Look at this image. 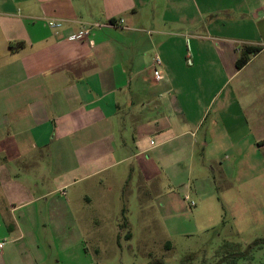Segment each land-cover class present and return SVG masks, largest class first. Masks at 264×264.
<instances>
[{"label":"crops","instance_id":"0c3cea01","mask_svg":"<svg viewBox=\"0 0 264 264\" xmlns=\"http://www.w3.org/2000/svg\"><path fill=\"white\" fill-rule=\"evenodd\" d=\"M244 47L258 52L237 69ZM169 161L184 196H231L264 171V0H0V242L21 237L13 213L46 172L85 170L92 189L131 162L156 180ZM1 248L0 264H15Z\"/></svg>","mask_w":264,"mask_h":264},{"label":"rangeland","instance_id":"374dc122","mask_svg":"<svg viewBox=\"0 0 264 264\" xmlns=\"http://www.w3.org/2000/svg\"><path fill=\"white\" fill-rule=\"evenodd\" d=\"M48 19H55L43 20L50 29ZM139 123L140 130L148 134L151 119L142 118ZM122 125L121 136L130 134L133 118ZM117 137L116 143H121ZM141 141L148 146L147 136ZM136 165L125 163L113 170L118 176L108 173L92 180L96 184L92 189L81 178L85 170L71 178L46 172L37 182L29 179L38 183L27 195L31 201L13 213L23 228L21 237L2 240L1 250L13 245L15 264H150L155 260L163 264H214L231 249L242 250L254 240H264V171L256 170L249 178L240 179L238 183L244 184L231 196L219 191L201 196L190 191L189 198L195 202L191 207L184 200L186 180L180 167L172 161L156 162L153 169L160 175L148 180L139 175ZM43 170H49L46 161L29 168L31 176ZM175 173L177 184L172 188L167 175ZM68 182L58 189V183ZM252 257L251 263L238 264H262L264 243ZM226 263L233 262L227 259Z\"/></svg>","mask_w":264,"mask_h":264},{"label":"trees","instance_id":"16d2710c","mask_svg":"<svg viewBox=\"0 0 264 264\" xmlns=\"http://www.w3.org/2000/svg\"><path fill=\"white\" fill-rule=\"evenodd\" d=\"M113 21L114 20H110V22H113ZM20 46H22V43L10 45V48L13 50V49L19 48ZM256 52H258V48L244 47L241 50L238 58L236 59V63H235L236 68L240 69L241 67H243ZM263 243H264V240L257 239L247 244L246 247L242 250L231 249L230 251H228V253H225L223 256L218 258L219 260L216 261L214 264H223L224 262L227 261V259H231L233 262L229 264H238V261H249V259H252L254 261L252 257L254 254V251L257 250L258 245L263 244ZM251 252H253V254H251ZM249 262L251 263V261ZM150 264H163V263L160 260H155V261H152ZM262 264H264V258H263Z\"/></svg>","mask_w":264,"mask_h":264},{"label":"built area","instance_id":"2783aa9c","mask_svg":"<svg viewBox=\"0 0 264 264\" xmlns=\"http://www.w3.org/2000/svg\"><path fill=\"white\" fill-rule=\"evenodd\" d=\"M120 23V22H119ZM47 25L49 28L51 29H58V28H61L63 26L62 22L61 21H57V20H52V19H48L47 20ZM89 28H86V29H83V31L80 33V34H77V35H72L70 38L71 39H79V38H82L84 36H86L89 32L88 30ZM184 200L191 206V207H194L195 206V202L194 201H191L189 196L186 195L184 196ZM3 245V242H0V248L2 247Z\"/></svg>","mask_w":264,"mask_h":264}]
</instances>
